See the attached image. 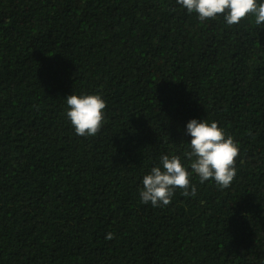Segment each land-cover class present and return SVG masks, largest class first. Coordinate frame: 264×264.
I'll use <instances>...</instances> for the list:
<instances>
[{
  "label": "trees",
  "instance_id": "obj_1",
  "mask_svg": "<svg viewBox=\"0 0 264 264\" xmlns=\"http://www.w3.org/2000/svg\"><path fill=\"white\" fill-rule=\"evenodd\" d=\"M96 93L104 125L77 136L66 98ZM194 118L238 141L235 180L141 203L162 155L188 163ZM0 264H264V24L177 0H0Z\"/></svg>",
  "mask_w": 264,
  "mask_h": 264
},
{
  "label": "clouds",
  "instance_id": "obj_2",
  "mask_svg": "<svg viewBox=\"0 0 264 264\" xmlns=\"http://www.w3.org/2000/svg\"><path fill=\"white\" fill-rule=\"evenodd\" d=\"M177 3L189 14L195 13L201 22L223 16L227 25L232 26L252 16L256 25L264 24V0H177ZM66 106V118L77 136L93 137L101 131L107 108L101 94H70ZM186 134L191 137L189 150L184 153L188 163L179 155H162L159 165L143 176L141 203L166 207L177 189L184 196L195 197L193 174L201 184L214 180L220 189L230 187L235 180L240 145L232 135L216 121L195 118L187 123ZM105 238L114 239V234L108 233Z\"/></svg>",
  "mask_w": 264,
  "mask_h": 264
}]
</instances>
